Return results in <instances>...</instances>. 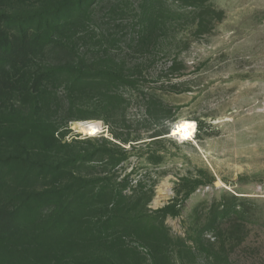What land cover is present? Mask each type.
<instances>
[{
  "label": "rangeland",
  "instance_id": "1",
  "mask_svg": "<svg viewBox=\"0 0 264 264\" xmlns=\"http://www.w3.org/2000/svg\"><path fill=\"white\" fill-rule=\"evenodd\" d=\"M89 13L76 48L52 45L31 67L89 84L71 92L64 75L44 105L7 94L20 118L56 130L55 161L79 156L101 196L126 197L117 219L91 220L101 240L70 255L264 264V0H94ZM81 121L101 125L87 135ZM181 121L192 141L172 135Z\"/></svg>",
  "mask_w": 264,
  "mask_h": 264
},
{
  "label": "trees",
  "instance_id": "2",
  "mask_svg": "<svg viewBox=\"0 0 264 264\" xmlns=\"http://www.w3.org/2000/svg\"><path fill=\"white\" fill-rule=\"evenodd\" d=\"M93 1L0 0V207L5 208H0V264L101 263L93 255H70L71 250L85 251L100 241L91 220L104 213L117 219V198H126L110 190L101 196L95 181L82 177L79 156L55 161L51 145L61 141L56 130L20 118L19 107L7 100L8 93L18 91L44 105L49 83L62 76L71 92L95 78L64 67L31 68L52 45L76 48L85 38Z\"/></svg>",
  "mask_w": 264,
  "mask_h": 264
},
{
  "label": "bare ground",
  "instance_id": "3",
  "mask_svg": "<svg viewBox=\"0 0 264 264\" xmlns=\"http://www.w3.org/2000/svg\"><path fill=\"white\" fill-rule=\"evenodd\" d=\"M100 123L96 121H81L75 124L80 133L94 135L100 128ZM77 131V130H76ZM196 134L195 124L191 121H181L172 129V135L179 138L180 141H192Z\"/></svg>",
  "mask_w": 264,
  "mask_h": 264
}]
</instances>
